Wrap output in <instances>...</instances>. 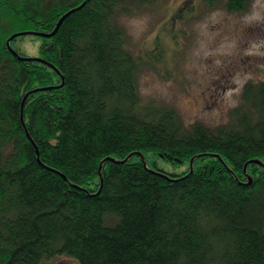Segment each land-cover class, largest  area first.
I'll return each mask as SVG.
<instances>
[{
    "label": "trees",
    "instance_id": "obj_1",
    "mask_svg": "<svg viewBox=\"0 0 264 264\" xmlns=\"http://www.w3.org/2000/svg\"><path fill=\"white\" fill-rule=\"evenodd\" d=\"M154 1L0 0V264H264V81L220 126L144 101L122 17ZM72 9L30 34L56 69L8 49Z\"/></svg>",
    "mask_w": 264,
    "mask_h": 264
},
{
    "label": "rangeland",
    "instance_id": "obj_2",
    "mask_svg": "<svg viewBox=\"0 0 264 264\" xmlns=\"http://www.w3.org/2000/svg\"><path fill=\"white\" fill-rule=\"evenodd\" d=\"M130 50L141 57L138 88L144 101L174 108L185 125L227 124L248 83L264 81V0H249L244 11L225 2L155 0L122 17ZM40 41L27 35L15 46L40 56ZM169 171L181 172L161 159ZM65 254L42 264H75Z\"/></svg>",
    "mask_w": 264,
    "mask_h": 264
},
{
    "label": "water",
    "instance_id": "obj_3",
    "mask_svg": "<svg viewBox=\"0 0 264 264\" xmlns=\"http://www.w3.org/2000/svg\"><path fill=\"white\" fill-rule=\"evenodd\" d=\"M84 4V3H83ZM82 6V5H81ZM75 9H72L70 11H68L67 13H65L61 18L60 20L58 21L57 25H56V28L50 32V33H40V32H37V31H25V32H18V33H15L13 34L7 41V45L8 47L10 48L11 52L17 56V53L10 47V42L17 38V37H20L22 35H25V34H31V35H34V36H39V37H43V38H51L55 35V33L58 31L59 27L61 26L62 22L64 21V19L74 11ZM27 60H35V61H39V62H42V63H47L44 59H41V58H29ZM48 64V63H47ZM49 66H51L52 68L56 69L52 64H49ZM47 89H50L48 87L46 88H40V89H33L31 91H29L26 95V97L29 95V94H32V93H35L39 90H47ZM23 105H24V102H23ZM138 156H140L142 158V160L145 162V159H144V156L139 152L137 153ZM128 158H126L127 160ZM194 159V158H193ZM125 161V160H124ZM193 160H191V164H192ZM255 162H258V161H255ZM260 164H262L261 162H259Z\"/></svg>",
    "mask_w": 264,
    "mask_h": 264
},
{
    "label": "bare ground",
    "instance_id": "obj_4",
    "mask_svg": "<svg viewBox=\"0 0 264 264\" xmlns=\"http://www.w3.org/2000/svg\"><path fill=\"white\" fill-rule=\"evenodd\" d=\"M56 28V27H55ZM22 32H25V31H22ZM16 33H18V32H16ZM40 33H45V32H40ZM27 35H30V34H25V35H22V36H20V37H24V36H27ZM12 36V35H11ZM10 36V37H11ZM9 37V38H10ZM39 37V36H38ZM41 38H43V37H41ZM16 39V38H15ZM14 40V39H13ZM8 41V40H7ZM11 43V42H10ZM8 46V45H7ZM10 47H11V45H10ZM12 48V47H11ZM8 49L10 50V48L8 47ZM13 49V48H12ZM16 53H17V57H19V59L20 60H25V61H28L27 59H29V58H40L39 56L38 57H30V56H28L27 54H25V53H23V54H25V56H22L21 54H19L15 49H13ZM11 51V50H10ZM12 53V52H11ZM13 54V53H12ZM14 55V54H13ZM15 56V55H14ZM42 59V58H41ZM47 62V61H46ZM48 63V62H47ZM43 63V64H46V65H48L49 66V64H51V63ZM53 65V64H52ZM54 66V65H53ZM50 68H52L51 66H49ZM55 67V66H54ZM56 68V67H55ZM54 69V68H53ZM255 161H258V162H255ZM259 162H261V160H258V159H253V160H250L249 161V163H259ZM262 163V162H261ZM260 164V163H259Z\"/></svg>",
    "mask_w": 264,
    "mask_h": 264
}]
</instances>
